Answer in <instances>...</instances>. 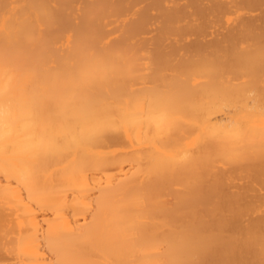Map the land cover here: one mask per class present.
<instances>
[{
    "label": "bare ground",
    "instance_id": "6f19581e",
    "mask_svg": "<svg viewBox=\"0 0 264 264\" xmlns=\"http://www.w3.org/2000/svg\"><path fill=\"white\" fill-rule=\"evenodd\" d=\"M0 264H264V0H0Z\"/></svg>",
    "mask_w": 264,
    "mask_h": 264
},
{
    "label": "rangeland",
    "instance_id": "374dc122",
    "mask_svg": "<svg viewBox=\"0 0 264 264\" xmlns=\"http://www.w3.org/2000/svg\"><path fill=\"white\" fill-rule=\"evenodd\" d=\"M252 9L254 10V8H252ZM252 9H250V10H249V9H246L247 11H245L244 9H242V12H243V10H244L245 13H247V12L249 13V11L251 12ZM248 10H249V11H248ZM257 10H258V9H257ZM257 10L255 9L256 12L254 11V12H252V14H256V13H258L259 10H258V11H257ZM238 11H239V10H238ZM238 11H236V12H235V11H234V12H233V11L228 12V13H226V16L228 15V17L234 18L235 15H237V13H239V14L242 13L241 11H239V12H238ZM248 13H247V14H248ZM231 14H232V15H231ZM249 14H251V13H249ZM229 15H230V16H229ZM128 16H129V15H126V17H128ZM226 16H225V17H226ZM232 16H233V17H232ZM120 17L122 18V15H121ZM120 17H119V18H120ZM129 17H130V16H129ZM149 33H152V32H149ZM145 34L147 35L148 33H145ZM146 35L143 34V36H146ZM148 35H149V34H148ZM148 35H147V36H148ZM149 36H150V35H149ZM187 37H188L187 39H186V37H185V39H186L185 41L191 39V37L193 38L194 35H193V36H190V35H189V36H187ZM207 37H208V36H207ZM207 37H206V38H207ZM208 38H209V37H208ZM239 182H240V181H239ZM240 183H241V182H240Z\"/></svg>",
    "mask_w": 264,
    "mask_h": 264
}]
</instances>
